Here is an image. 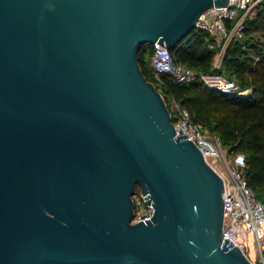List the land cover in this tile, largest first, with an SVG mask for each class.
I'll return each mask as SVG.
<instances>
[{
  "label": "water",
  "instance_id": "1",
  "mask_svg": "<svg viewBox=\"0 0 264 264\" xmlns=\"http://www.w3.org/2000/svg\"><path fill=\"white\" fill-rule=\"evenodd\" d=\"M227 2L0 0V264H253L137 55Z\"/></svg>",
  "mask_w": 264,
  "mask_h": 264
},
{
  "label": "trees",
  "instance_id": "2",
  "mask_svg": "<svg viewBox=\"0 0 264 264\" xmlns=\"http://www.w3.org/2000/svg\"><path fill=\"white\" fill-rule=\"evenodd\" d=\"M211 40L206 30L193 27L171 52L175 60L199 67L205 73L222 72L223 68L231 70L239 79L241 89L251 85L252 90L240 93L239 88L223 92L198 77L179 83L163 75L160 91L166 102L174 97L187 107L194 121L210 117L205 115V104H216L220 114L215 116L213 128L218 130L222 142L230 144L228 151L241 147L247 150L244 175L257 196L264 200V0L246 16L241 35L233 37L226 46L220 69L212 68ZM144 45L148 54L151 53L150 43H140L138 61L143 74L157 87L145 63Z\"/></svg>",
  "mask_w": 264,
  "mask_h": 264
},
{
  "label": "built area",
  "instance_id": "3",
  "mask_svg": "<svg viewBox=\"0 0 264 264\" xmlns=\"http://www.w3.org/2000/svg\"><path fill=\"white\" fill-rule=\"evenodd\" d=\"M261 0H228L226 5L206 8L196 21V27L206 30L218 39L220 49L216 61H221L224 50L231 39L242 33L245 18ZM150 64L154 81L161 84L163 75L175 82L187 83L196 75L192 67L174 59L171 49L158 42L150 43ZM201 80L223 92L238 89L237 83L219 71L200 73ZM172 123L177 131L187 134L201 149L206 161L222 176L224 184L222 239L238 245L245 254L248 232L252 233L254 257L248 255L253 264H264V200L248 184L244 175L245 154L231 153L225 149L219 137H208L199 122L194 121L190 111L174 97L167 102ZM133 195L134 215L131 222L146 220L154 212L152 202L143 198L140 188Z\"/></svg>",
  "mask_w": 264,
  "mask_h": 264
},
{
  "label": "rangeland",
  "instance_id": "4",
  "mask_svg": "<svg viewBox=\"0 0 264 264\" xmlns=\"http://www.w3.org/2000/svg\"><path fill=\"white\" fill-rule=\"evenodd\" d=\"M240 35H237V36H240ZM209 45L214 50V54L212 57V68L220 69L222 67V59H221V61H216V52L220 49L218 39L212 38ZM144 57H145V63L147 65V68L150 71V75L153 76V79H154V73H153V69L151 68V64H150V55L148 54L147 45H144ZM192 69L194 70V73L196 75L195 77H198L199 79H201L200 73H205V72L201 71V69L199 67H192ZM221 73L223 75H225L226 77L233 79L237 83L238 89L240 88L239 89L240 93H247V92H250L252 90L251 85H248L245 88L241 89V86L239 85L240 84L239 79L236 77V75L231 70L223 68ZM157 88L159 90L161 88L160 84H158V83H157ZM169 100H170V98L167 99V101H169ZM215 107H216V104L214 106L211 104H208V103L205 104L203 106V108L205 109V115L209 114L210 117H208L207 119H198L197 122L200 123L201 129L206 136L211 137V138L218 136L223 147L225 149H229L230 144H228V142H222V139L220 137L218 130L213 128L214 127V121H215L214 118H215V116L220 114V112H218L217 109H215ZM229 152H231V153L242 152V153L246 154L247 150L244 147H241V148L237 149V151H229ZM137 189H139L138 185L136 186L135 192L133 193L134 196H136V194H137V192H136ZM246 252L248 253V255H251L254 257L253 244H252V233L251 232H248V237L246 240ZM255 264H258V261L256 260V258H255Z\"/></svg>",
  "mask_w": 264,
  "mask_h": 264
}]
</instances>
